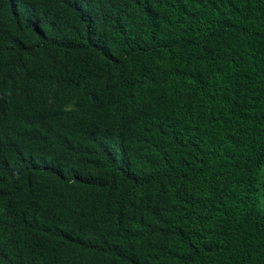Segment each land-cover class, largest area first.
I'll return each mask as SVG.
<instances>
[{"label": "trees", "instance_id": "trees-1", "mask_svg": "<svg viewBox=\"0 0 264 264\" xmlns=\"http://www.w3.org/2000/svg\"><path fill=\"white\" fill-rule=\"evenodd\" d=\"M0 264H264V0H0Z\"/></svg>", "mask_w": 264, "mask_h": 264}]
</instances>
